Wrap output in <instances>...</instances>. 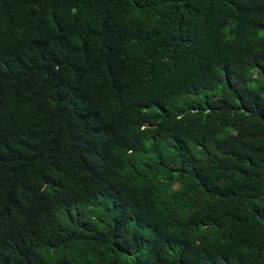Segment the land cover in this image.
I'll use <instances>...</instances> for the list:
<instances>
[{
    "label": "trees",
    "instance_id": "trees-1",
    "mask_svg": "<svg viewBox=\"0 0 264 264\" xmlns=\"http://www.w3.org/2000/svg\"><path fill=\"white\" fill-rule=\"evenodd\" d=\"M0 264H264V0H0Z\"/></svg>",
    "mask_w": 264,
    "mask_h": 264
},
{
    "label": "bare ground",
    "instance_id": "bare-ground-1",
    "mask_svg": "<svg viewBox=\"0 0 264 264\" xmlns=\"http://www.w3.org/2000/svg\"><path fill=\"white\" fill-rule=\"evenodd\" d=\"M45 152V151H44Z\"/></svg>",
    "mask_w": 264,
    "mask_h": 264
}]
</instances>
